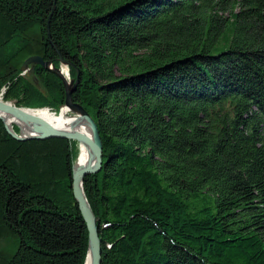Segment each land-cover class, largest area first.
<instances>
[{"label": "trees", "instance_id": "16d2710c", "mask_svg": "<svg viewBox=\"0 0 264 264\" xmlns=\"http://www.w3.org/2000/svg\"><path fill=\"white\" fill-rule=\"evenodd\" d=\"M32 56L97 126L101 264H264V0H0L2 100L59 111ZM0 143V264H84L70 142Z\"/></svg>", "mask_w": 264, "mask_h": 264}, {"label": "water", "instance_id": "95a60500", "mask_svg": "<svg viewBox=\"0 0 264 264\" xmlns=\"http://www.w3.org/2000/svg\"><path fill=\"white\" fill-rule=\"evenodd\" d=\"M49 39V34H47ZM59 62L63 65H65L67 68L69 67V64L65 61H63L61 58L59 59ZM40 66L44 70L52 71L55 75H57L63 82L64 87L66 88L65 92V103L64 107H70L75 108L78 110V112L89 122L92 131H93V137L94 141L92 143V146L94 148L95 152V160H96V166L94 170H80L77 173H74L73 169L71 172V191L72 196L77 204V208L79 213L81 214V217L85 223L87 233H88V249L86 258L84 261V264H101V243L99 239L98 234V219L94 217L92 210L86 200L85 194L83 192V180L86 176H89L96 172L102 164V145L100 141V137L98 134L97 126L95 125L92 118L87 114V112L78 104H74L71 100V95L74 92L76 85L78 83V80L75 81L70 80L67 82L65 78L61 76V73L59 70L53 69V66L49 62H45L41 57L39 56H32L28 58L21 66V72H26V75L31 76L34 73V66ZM68 73V71H67ZM25 108H18L14 106L11 102H4L0 100V113L5 114L11 117H15L21 121L30 122L33 125H36L38 133L36 136L30 137V138H22L18 135L11 132L6 127V131L11 136V138L17 142H27V141H46L50 139H64L71 141H78L80 142V139L76 136H73L68 133L58 132L53 130L49 125H47L45 122L40 120L39 118H36L34 116H29L25 113ZM1 120V119H0Z\"/></svg>", "mask_w": 264, "mask_h": 264}, {"label": "bare ground", "instance_id": "6f19581e", "mask_svg": "<svg viewBox=\"0 0 264 264\" xmlns=\"http://www.w3.org/2000/svg\"><path fill=\"white\" fill-rule=\"evenodd\" d=\"M59 67L61 76L68 82L67 67L61 63ZM3 94L4 90L0 91V100H2ZM25 109L27 115L39 118L53 128V130L68 133L80 139V142H70L76 156L72 166L74 173H77L80 170L95 169V152L92 146L94 141L93 131L89 122L78 112L77 109L63 106L58 114H54L46 109ZM0 119L5 127L14 134H16L14 128H17L19 137L30 138L36 136L38 133L36 125H33L30 122L21 121L15 117L1 113Z\"/></svg>", "mask_w": 264, "mask_h": 264}, {"label": "rangeland", "instance_id": "374dc122", "mask_svg": "<svg viewBox=\"0 0 264 264\" xmlns=\"http://www.w3.org/2000/svg\"><path fill=\"white\" fill-rule=\"evenodd\" d=\"M32 35H34L33 38H32V39H33L32 43L35 44V42H36V40H37L38 38H37V35H36L35 33H33ZM20 69H21V67H20ZM67 71H68V68H67ZM67 74H68V73H67ZM26 77H28V75H26ZM68 79H69V81H70L69 74H68ZM30 81H31L35 86H37V87L40 88L39 83L37 82V80H36L32 75L30 76ZM69 81H68V82H69ZM2 90H4V93L6 92V89H5V88H2L1 91H2ZM65 90H66V88H65ZM65 92H66V91H65ZM34 110H38V109H34ZM46 110H48V111H50V112H53L54 114H58L59 111H60V110H59V111H55V110H53V109L51 110V109H49V108H46ZM0 121H1V120H0ZM1 122H2V121H1ZM2 124H3V123H2ZM3 127H4V130H5L6 134L9 136V134H8L7 131H6V128H5V125H4V124H3ZM16 135H18V132L16 133ZM9 137H11V136H9ZM34 141H37V140H34ZM27 142H28V141H27ZM1 144H6V143H0V146H1ZM72 151H74V150H72ZM35 153H36V155H37V152H35ZM10 154H11V152H8L7 150H6L5 152L3 151V154H1V151H0V158H2L3 156L10 155ZM42 154H43V153H42ZM74 154H75V153H74ZM1 155H3V156L1 157ZM34 155H35V154H34ZM75 157H76V156H75ZM56 160L59 161L58 158H57V159L55 158V159H54V162H53L54 164H55ZM73 162H74V161H72V166H73ZM29 167H32V166H28L27 168H26V166H22V167H20V168H21L22 170H26V169H27L28 171H31ZM33 167H35V165H33ZM71 172H72V168H71ZM101 252H102V251H101ZM101 255H102V254H101Z\"/></svg>", "mask_w": 264, "mask_h": 264}, {"label": "built area", "instance_id": "2783aa9c", "mask_svg": "<svg viewBox=\"0 0 264 264\" xmlns=\"http://www.w3.org/2000/svg\"><path fill=\"white\" fill-rule=\"evenodd\" d=\"M21 76H26V72L21 73ZM42 110V109H40Z\"/></svg>", "mask_w": 264, "mask_h": 264}]
</instances>
